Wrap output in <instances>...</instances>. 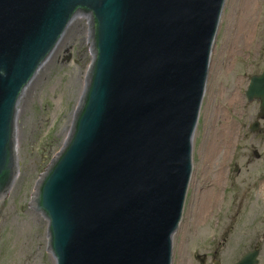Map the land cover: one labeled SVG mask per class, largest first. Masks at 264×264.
I'll use <instances>...</instances> for the list:
<instances>
[{"label":"water","instance_id":"1","mask_svg":"<svg viewBox=\"0 0 264 264\" xmlns=\"http://www.w3.org/2000/svg\"><path fill=\"white\" fill-rule=\"evenodd\" d=\"M225 4L0 0V203L19 173L22 99L71 24L89 20L93 56L71 129L27 206L48 222L54 264H173ZM246 98L259 102L258 134L264 72ZM259 254L237 264H259Z\"/></svg>","mask_w":264,"mask_h":264},{"label":"rangeland","instance_id":"2","mask_svg":"<svg viewBox=\"0 0 264 264\" xmlns=\"http://www.w3.org/2000/svg\"><path fill=\"white\" fill-rule=\"evenodd\" d=\"M245 3L226 0L173 264H201L198 256H207V264H237L254 250L264 264V121L258 134L250 133L259 102L246 98L251 78L264 71V0L256 1L253 17ZM89 32L88 18L78 17L22 99L19 173L8 200L0 203V264H54L48 222L27 206L40 174L68 138L92 62Z\"/></svg>","mask_w":264,"mask_h":264},{"label":"bare ground","instance_id":"3","mask_svg":"<svg viewBox=\"0 0 264 264\" xmlns=\"http://www.w3.org/2000/svg\"><path fill=\"white\" fill-rule=\"evenodd\" d=\"M256 1L257 0H246V3H245V11H246V15L250 16V17H253L255 15V12H256ZM244 29H242V33H243ZM63 41V40H62ZM61 41V43H62ZM60 43V45H61ZM59 45V46H60ZM58 46V48H59ZM58 48L56 49V51L58 50ZM55 51V52H56ZM55 54V53H54ZM53 54V55H54ZM40 72V71H39ZM35 80V79H34ZM33 83V82H32ZM185 212V211H184Z\"/></svg>","mask_w":264,"mask_h":264},{"label":"flooded vegetation","instance_id":"4","mask_svg":"<svg viewBox=\"0 0 264 264\" xmlns=\"http://www.w3.org/2000/svg\"><path fill=\"white\" fill-rule=\"evenodd\" d=\"M263 72H264V71H263ZM263 72H262V73H263ZM229 170H230V169H229ZM238 171H239V169H238V167L236 166V168L234 169V173H236V172H238ZM230 173H231V171H230ZM213 260H216V259H212V261H213ZM212 261H211V263H212Z\"/></svg>","mask_w":264,"mask_h":264}]
</instances>
